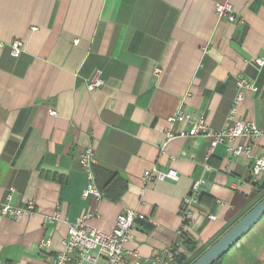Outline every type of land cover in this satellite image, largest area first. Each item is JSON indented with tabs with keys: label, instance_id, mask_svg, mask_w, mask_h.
<instances>
[{
	"label": "crops",
	"instance_id": "crops-1",
	"mask_svg": "<svg viewBox=\"0 0 264 264\" xmlns=\"http://www.w3.org/2000/svg\"><path fill=\"white\" fill-rule=\"evenodd\" d=\"M230 2L238 17H219ZM23 50L12 54V42ZM264 0H0V205L35 203L36 213L0 214V264H54L68 224L87 216L103 231L126 209L144 214L126 244L144 259L165 257L194 181L216 175L195 206L188 236L208 248L260 197L253 159L207 135L166 141L179 109L220 130L228 117L264 128ZM100 71L104 85L86 80ZM244 76L257 90L245 89ZM233 111V112H232ZM188 131L190 125L173 124ZM264 156V138H237ZM94 150V183L79 161ZM175 169L177 180L145 184L143 172ZM58 214V219L46 221ZM210 215H215L212 220ZM49 238L50 246H41ZM131 257L120 264H131ZM175 262H173L174 264ZM96 264H106L99 259ZM222 264H264V217Z\"/></svg>",
	"mask_w": 264,
	"mask_h": 264
},
{
	"label": "built area",
	"instance_id": "built-area-1",
	"mask_svg": "<svg viewBox=\"0 0 264 264\" xmlns=\"http://www.w3.org/2000/svg\"><path fill=\"white\" fill-rule=\"evenodd\" d=\"M216 13L219 17H226L231 22L240 20L230 2H219L215 6ZM23 50V43L20 40L12 42V54L18 55ZM258 66H264V55L256 59ZM87 88L90 91L101 88L104 85V79L100 71H95L87 80ZM238 92L235 102L243 99L244 90L249 88L257 90L254 83L250 82L244 76H239L237 80ZM233 112V111H232ZM228 119L230 123L220 130L211 128L205 120H195L192 114L179 109L178 112L168 119L170 127L166 131V141L178 136H198L207 135L211 137V149L218 144H226L228 150L235 156L246 155L253 159L251 166V175L253 180H257L261 173H264V156L253 153L250 146L234 145L237 138L249 137L251 139L264 138V128L259 127L256 123L235 119L231 114ZM188 123L190 129L188 131L174 130L173 124ZM79 161L89 179V184L84 190V196L90 194L101 198L103 193L94 183V166L96 158L92 147L85 148L79 154ZM145 184L152 183L157 180H177L178 171L175 169L160 170L156 167L147 169L142 175ZM205 178L194 181L190 193L184 198L182 203V222L177 232V240L174 247L165 249V257L155 256L144 259L139 251L127 250L126 244L131 237V232L135 227L137 220L143 219L145 216L135 209H126L121 212L115 222V226L110 231H103L95 228L88 223L87 216L77 217L68 224L67 234L61 240L62 249L57 252L54 264H96L99 259H104L106 264H120L129 256L132 259L131 264H173L176 256L186 254L184 241L187 237L188 227L194 216V208L199 203ZM8 202L0 205V214L12 218H19L27 215L31 216L36 213L35 203L30 201L26 206H15L10 203L11 194L8 195ZM212 220L216 219L215 215H210ZM58 219V214L48 216L46 221ZM49 238L41 242V246H50ZM5 264H16L15 262Z\"/></svg>",
	"mask_w": 264,
	"mask_h": 264
},
{
	"label": "water",
	"instance_id": "water-1",
	"mask_svg": "<svg viewBox=\"0 0 264 264\" xmlns=\"http://www.w3.org/2000/svg\"><path fill=\"white\" fill-rule=\"evenodd\" d=\"M215 175V171L206 172L203 192L210 189ZM263 217L264 198L209 246L192 264H214L224 257Z\"/></svg>",
	"mask_w": 264,
	"mask_h": 264
},
{
	"label": "trees",
	"instance_id": "trees-1",
	"mask_svg": "<svg viewBox=\"0 0 264 264\" xmlns=\"http://www.w3.org/2000/svg\"><path fill=\"white\" fill-rule=\"evenodd\" d=\"M95 169V166L93 168V170ZM262 174V173H261ZM260 174V176H261ZM95 175V174H94ZM259 176V178H260ZM255 186L258 189V191L261 193L260 197L254 201L253 206H251L250 209H248L242 216L241 218L249 211L251 210L258 202H260L263 198H264V183L260 184L258 183V181L255 182ZM101 190V189H100ZM102 191V190H101ZM205 193L201 194L200 200L199 202L203 199ZM240 218V219H241ZM239 219V220H240ZM185 244V249L187 251L186 254H179L176 256V260L174 264H192L205 250L206 248H199L197 245V242H195L193 239H191L188 236L187 233V237L184 241ZM224 257H222L221 259H219L217 262H215L214 264H222V260Z\"/></svg>",
	"mask_w": 264,
	"mask_h": 264
}]
</instances>
